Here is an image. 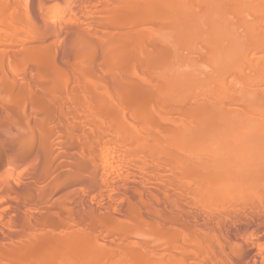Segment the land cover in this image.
<instances>
[{"label": "bare ground", "instance_id": "6f19581e", "mask_svg": "<svg viewBox=\"0 0 264 264\" xmlns=\"http://www.w3.org/2000/svg\"><path fill=\"white\" fill-rule=\"evenodd\" d=\"M99 6L106 11L98 14ZM64 28L77 37L72 38L71 53L63 56L66 61L58 62L52 47ZM102 36L114 40L106 38V45ZM98 45L103 46L100 59ZM111 69L116 70L112 75ZM24 70L57 101L75 105L73 125L57 140L61 146L84 130L94 135L95 141L87 135L90 156L82 172L74 170L73 181H87L92 192L100 172L126 177L145 172L147 182L169 186L162 189L170 190L162 191L164 197H176L170 206H148L147 216L145 211L138 215L139 206L127 202L119 217H102L103 230L91 229L94 236L71 224L61 229L56 223L52 229L46 223L37 230V224L26 221L30 238L12 248L0 244V264H264V0H0L1 85L10 73L19 76ZM59 109L66 114V107ZM28 131L0 137V219L2 205L14 191V183L8 187L13 179L2 180V174L16 172L31 155L36 137ZM44 138L33 161L43 164L45 178L63 152L54 154L56 147L53 152ZM63 159L57 166L67 162ZM40 175L35 176L43 185L48 182L38 191L43 196L60 178L52 175L45 182ZM133 178L128 179L141 186V178ZM130 188L149 202L142 189ZM155 194L151 196L158 199ZM182 200L196 204L209 222L187 219L193 213L187 208L190 215L185 216ZM236 210L246 227L225 237L210 217L223 218ZM218 249L223 258H218Z\"/></svg>", "mask_w": 264, "mask_h": 264}, {"label": "rangeland", "instance_id": "374dc122", "mask_svg": "<svg viewBox=\"0 0 264 264\" xmlns=\"http://www.w3.org/2000/svg\"><path fill=\"white\" fill-rule=\"evenodd\" d=\"M101 7L99 6L98 8H97V10H96V12L99 14V12L100 13H102V11L103 12H105L106 10L105 9H101V10H99ZM108 9V8H107ZM124 9V8H123ZM95 21V20H94ZM96 22V21H95ZM95 22H94V24H95ZM49 29H51L52 30V28H49ZM65 29V28H64ZM62 30L63 32H61V38H60V40L55 44L56 45V47H55V45L52 47V45H51V47L53 48V50L55 49V50H57V52L56 51H53V52H55L56 53V55H57V57H58V62L59 61H66L64 58H63V56L64 57H66V55H68L69 53H71V46H72V43H71V41H72V38L73 37H75L76 35H73L72 33L71 34H68V29H65V30ZM84 29H87V28H83L82 30H84ZM74 31V30H73ZM100 34L99 32H96V34ZM68 34V35H67ZM94 34V33H93ZM72 35V36H71ZM63 36H64V38H63ZM71 36V37H70ZM101 36V35H100ZM77 37V36H76ZM103 37V39H108V37H104V36H102ZM71 39V40H70ZM74 39V38H73ZM107 39H106V42H107ZM109 39H110V41H112V39H113V37L111 38V37H109ZM108 39V40H109ZM95 40H97L96 38H94V41L93 42H96ZM102 40V39H101ZM114 40V39H113ZM74 41V40H73ZM97 41H99V39L97 40ZM110 41H108V42H110ZM105 42V41H104ZM103 42V44L102 45H104L105 43ZM108 42L106 43V45L108 44ZM90 46H92L93 44L91 43V44H89ZM69 46V47H68ZM105 46V45H104ZM6 48H13V47H16V45H8V46H5ZM4 47V48H5ZM103 47V46H102ZM102 47H99V45H98V49H97V51H98V53H97V59H100V56H101V48ZM52 48H51V50H52ZM88 49H90V47L88 48ZM52 52V53H53ZM61 59V60H60ZM111 72V75L113 74V73H115V71H114V69H111L110 70ZM113 71V72H112ZM26 72V73H25ZM20 75L18 76H15L14 74H9V80L8 81H6V83L5 84H3V86L1 85V80H0V122L2 123V124H4V123H6V124H4V125H2L1 123H0V137H6V136H10V137H12V136H15L16 134H18L19 132L18 131H21V132H24V133H26L27 131H28V129H29V131H28V133L27 134H29V136H31V137H33V138H35V144H34V146H33V149H32V153H31V155L29 156V158H27L21 165H20V167H19V171L21 172H18V170L16 169L15 171L16 172H14V171H10V172H7L8 170H5L6 172H7V174L8 173H11V175L9 174V175H7L6 174V172H5V174L6 175H4V172H3V177H2V180H5L6 181V179H7V181H10V182H12V183H9L8 182V187L10 186V185H12L13 183V186H10V189L12 188V187H14V188H12L14 191H12V192H10V195H8V198L10 199V200H8L6 203H4L3 205H2V211H3V218L2 219H0L1 221H0V244L3 246H6V248H12L13 246L15 247L16 245H18L19 244V242L20 241H23V240H26L25 239V237L26 238H30V236H28L29 234H26V233H28L27 232V229L29 230L30 229V227L28 228V226H26L25 225V222L26 221H31L32 223H33V225L34 224H37V227H36V229L37 230H39V229H41L43 226H45L46 225V223H47V225L50 227V228H52V229H55V225H57L58 227L60 226L59 225V223L61 224V229H65L66 227H67V224H71V225H73V228L75 227V228H78V229H80L81 228V230L83 231V232H85L86 231V234H89V232H90V234H89V236H94L95 234L94 233H92L91 234V229H95V228H98V230L100 229V230H103V227H102V229H101V220L104 218V219H106V217L108 218L109 216H111V215H113V216H115V214L118 216H120L121 214V212H123V210H125V209H127V205H128V203H132L133 202V204L135 205V206H139V207H137L138 208V210L139 211H141L140 213L141 214H138V215H143L144 216V214H143V212L145 213V215L146 214H148V206H150V208H151V205H158V206H160V207H164L165 206V204H167L166 206H170V205H172V199H174L173 197H176V195L174 194V193H172L173 195H175V196H172V195H169V197H168V199L166 198V197H164V193H162V191L163 192H167V193H169V191L170 190H167V189H170L169 188V186H167V187H165V188H167L165 191L164 190H162V189H165V188H163V186L162 187H160L161 185H159V184H157L156 185V183L157 182H151L150 181V179H149V181L150 182H147L146 180H144V179H146L147 178V175L145 176V174H147V173H145V172H139V174H138V172H136L135 173V175L134 176H130V177H126V176H128L127 174H123V176L121 175L120 176V174H117V176H116V173H114V174H110V176H109V174H102V175H100L101 174V172H100V174H99V176H98V178L100 179L99 180V182H98V184L95 186V188H94V190L91 192L90 190V192L88 191V182L87 181H77V182H75V181H73V178H72V175H74V173L73 172H75V171H78V172H82L83 170H82V167H84V164L86 165V161H87V158H89L88 157V155L90 156V154H88V153H90L89 152V148H88V145H87V141H86V139H87V135L89 134V133H85V131L86 130H84V132H83V134H82V136H77V137H75V138H77V140H72L71 142L70 141H66L65 143H66V145L67 146H65L64 147V145H62L61 146V143H58V139L60 140V139H62V137L60 138V134L62 133L61 131H63L65 128H71V125H73V123H72V120H71V116H73L74 115V107H75V105L73 104V102H69V103H66V102H68L67 101V99H58V101L55 99V97L54 96H52L53 94H52V92H51V95H50V91H45L46 89H43V87H40L41 86V84L38 82L37 83V81H36V79L35 78H33V77H31V73L29 72V71H27V70H24V71H21L20 73H19ZM28 77V78H27ZM30 83V85H29V83ZM27 84V85H26ZM34 84V85H33ZM38 85H40V86H38ZM70 85H71V87H69V89L70 88H72V84L70 83ZM15 86V87H14ZM18 88V89H17ZM42 88V89H41ZM21 89V90H20ZM37 89V90H36ZM23 90V91H22ZM26 90V91H25ZM17 92V94H16V92ZM25 93H26V95H25ZM18 96H16V95ZM28 94V95H27ZM39 95H41V97H39ZM49 95L50 96H52V98L51 97H49ZM44 96V97H43ZM32 97V98H31ZM36 97V98H35ZM30 98V99H29ZM38 98H41V99H38ZM37 99V100H36ZM43 99V101H38V100H42ZM19 100V101H18ZM31 101V103H30V101ZM47 100H50V102L49 101H47ZM52 100H56L55 102L54 101H52ZM65 100V101H64ZM29 101V102H28ZM32 101H34V102H32ZM44 101H45V103H44ZM49 104H48V103ZM58 102V103H57ZM62 102H63V104H62ZM53 103H55V104H53ZM35 104L37 105V107H38V105H39V107H38V109H40V110H38L37 109V107L35 106ZM45 104H47L46 106H45ZM53 104V105H52ZM18 105H19V107H18ZM54 105H56V106H54ZM61 105V106H60ZM64 106V108L66 107V109H67V111H66V114L65 115H62L61 113H60V107H63ZM21 107V108H20ZM35 107H36V109H35ZM53 107V108H52ZM68 107V108H67ZM71 107H73V108H71ZM50 108H52V109H50ZM71 108V110H69ZM20 109H22V111L20 110ZM33 109H35V110H33ZM59 109V110H58ZM20 111V112H19ZM38 111V112H37ZM71 111V112H70ZM19 112V113H18ZM54 112V113H53ZM31 113V114H30ZM40 113V114H39ZM72 113H73V115H72ZM34 114V115H33ZM35 114H37V115H35ZM69 117H68V116ZM62 116L63 117H65V119H63L62 118ZM67 116V117H66ZM45 117V118H44ZM47 117V118H46ZM51 119H50V118ZM61 118V119H60ZM66 118H68V119H66ZM32 119V120H31ZM40 119V121H41V119H42V121L40 122V121H38ZM62 119H63V122H62ZM16 120V121H15ZM3 121V122H2ZM18 121H20L22 124H20V122L18 123ZM28 121V122H27ZM44 121H47V122H45L44 123ZM71 121V122H70ZM33 122H34V125H33ZM56 122H57V124H56ZM8 123H9V125H8ZM28 123V124H27ZM66 123V124H65ZM10 124H11V126H10ZM23 124H24V127H23ZM25 124H27V125H25ZM31 127H30V126ZM63 125V126H62ZM1 126H3V127H1ZM28 127V128H25V127ZM59 126H61V127H59ZM5 127V128H4ZM59 127V128H58ZM33 128H34V130H33ZM73 128V127H72ZM6 129V130H5ZM77 129V130H76ZM73 128V130H74V132L75 133H78L77 131H78V128ZM25 130V131H24ZM57 130V131H56ZM36 133H35V132ZM46 131V132H45ZM55 131V132H54ZM41 132H44L46 135H43V134H40ZM85 134V135H84ZM42 135H43V137H45L44 139H46V136H47V138H49L48 140H49V144H52L51 145V147L50 148H52L53 149V152H54V147H56L58 150H56V148H55V152H54V154H56V153H58V154H60L59 152H63V153H65V154H63L62 153V155H60L61 156V158L60 159H63V160H61V162L62 161H64L65 159H66V161L67 162H63L64 164V166L62 165L61 167L63 168V170L62 171H60L59 172V170H61V167L60 166H57V165H59L58 164V161L60 160L59 158H58V160L57 161H55V162H53V167H51V171L53 172V173H56L55 175H53L52 174V172L51 173H49V174H47L48 176L47 177H45L44 178V172H42V168L44 169V166H43V164L42 163H37V162H34L33 160H34V156H35V154L38 152V150H39V147H40V145H41V143H40V140H42L43 139V137H42ZM48 135H49V137H48ZM90 135V137H92L93 136V138H91V140L92 139H94V135L91 133V134H89ZM35 136V137H34ZM41 136V137H40ZM52 136V137H51ZM58 136V137H57ZM83 136H86V137H83ZM40 138H42V139H40ZM79 139H80V141H79ZM64 141L66 140V139H63ZM74 141H75V143H74ZM94 141H95V139H94ZM58 144H57V143ZM80 142V143H79ZM39 143V144H38ZM83 143H84V145H83ZM69 144V145H68ZM86 144V145H85ZM58 145V146H57ZM76 145H78V146H76ZM83 145V146H82ZM73 146V147H72ZM82 148H81V147ZM59 147V148H58ZM60 147H62V148H60ZM86 147V148H85ZM36 150H35V149ZM88 148V149H87ZM65 149V150H64ZM73 149V150H72ZM59 150H61V151H59ZM80 150V151H79ZM88 150V151H87ZM57 151V152H56ZM70 151V152H69ZM85 151V152H84ZM68 152L69 153H71V154H68ZM74 152V153H73ZM87 152V156L85 155V153ZM78 153V154H77ZM83 154V155H82ZM64 155V156H63ZM72 155V156H71ZM66 157V158H65ZM87 157V158H86ZM32 158V159H31ZM69 160H68V159ZM76 158V159H75ZM71 160V161H70ZM74 160V161H73ZM85 160V161H84ZM31 161V162H30ZM33 161V162H32ZM30 162V163H29ZM27 163H29V164H27ZM60 163V162H59ZM68 163V164H67ZM83 163V164H82ZM57 167H56V166ZM79 165V166H78ZM4 167H6V166H4ZM59 168V170L57 171V169ZM66 168V169H65ZM67 168H69V170L67 169ZM68 172H67V171ZM75 170V171H74ZM26 171H27V173H26ZM14 172V173H13ZM18 172V173H17ZM25 172V173H24ZM62 172H63V174H62ZM66 172V173H65ZM13 173V174H12ZM41 173H43V176H42V174ZM144 173V174H143ZM18 174H21V176L20 175H18ZM23 174V175H22ZM26 174V175H25ZM40 175V177H43L44 178V180H45V182H46V180H49V178L50 179H52L51 178V176L53 175V176H55V178L57 177V178H62L61 180L60 179H58V181L57 182H60L59 184L56 182V183H53L52 185L54 186V187H57V190L56 189H54V192H52L53 190H52V188H54L52 185H48V191H46V193H45V195L43 194V196H44V198H42V199H40V197H43V196H40V195H42V193L43 192H38L39 190H40V186H42L41 187V189L43 188V186L44 187H46L47 186V184H48V182H46L47 184H42L43 182V180H41L39 177H37V176H35V175ZM50 174H52V175H50ZM61 174V175H60ZM12 175H15V176H12ZM143 175V176H142ZM6 177V179H5V177ZM10 176H12V177H16V176H19V177H16L15 178V180H14V178H12V177H10V179H9V177ZM32 176H34V177H32ZM112 176H113V178H112ZM8 177V178H7ZM26 177V178H25ZM35 177H36V179H38V182L39 181H41V182H37V183H35L36 181H34L35 180ZM124 177V178H123ZM135 178V179H142L143 177V182H141L142 180L140 179L139 181V183L141 184V186L140 185H138V183L137 182H132V181H130V179H128V178ZM137 177H139V178H137ZM4 178V179H3ZM54 178V177H53ZM133 178V179H134ZM13 179V180H12ZM33 179V180H32ZM126 179V180H125ZM12 180V181H11ZM65 180V181H64ZM129 180V181H128ZM62 181V182H61ZM114 181V182H113ZM44 182V183H45ZM129 182V183H128ZM130 182H132V183H130ZM32 183V184H31ZM137 183V184H136ZM10 184V185H9ZM34 184H36V185H34ZM39 185V187H37L38 185ZM63 184V185H62ZM120 184V185H119ZM130 184V185H129ZM61 185V186H60ZM117 185V186H116ZM118 185H119V187H118ZM36 186V187H35ZM49 186H51V188H49ZM104 186V187H103ZM116 186V187H115ZM121 186V187H120ZM124 186V187H123ZM130 186H136L137 188L139 187L140 189H142V192H143V194L144 195H146L150 200H149V202L147 201V199H146V202H148L149 204H146L145 205V203L146 202H144V201H142V199H141V197H140V194L139 193H137V192H135L134 193V190H132L133 188H130ZM158 187V190H156L157 189V187ZM60 187V188H59ZM80 187V188H79ZM99 187H100V189H99ZM103 187V188H102ZM129 187V188H128ZM147 187V188H146ZM29 188H31L30 190H29ZM38 188V189H37ZM87 188V189H86ZM118 188V189H117ZM126 188V189H125ZM144 188V189H143ZM154 188V189H153ZM11 189V190H12ZM36 191V189H37V191L36 192H38L39 193V195H37V193L36 192H33L34 190ZM71 189V190H70ZM84 189V190H83ZM85 189L87 190V191H85ZM98 189V190H97ZM29 190V193L31 192V194H32V196L30 195H27V191ZM43 191L45 190V189H42ZM69 190H70V192H69ZM83 190V191H82ZM159 190H161V191H159ZM112 191V192H111ZM157 191H159L160 193H161V197H159L160 196V193L159 192H157ZM9 192H7V194H9ZM13 192H15V194L13 193ZM34 193V195H36V196H34L33 195V193ZM98 194H96V193ZM145 192V193H144ZM152 192L155 194V192H157L155 195L158 197V199H160V200H158V199H156V197H152L151 195H152ZM25 193V194H24ZM36 193V194H35ZM62 193V194H61ZM71 195H70V194ZM90 193V194H89ZM101 193V194H100ZM104 193V194H103ZM105 193H107L108 195H110V196H108V195H106ZM11 194L13 195V196H11ZM22 194V195H21ZM61 194V195H60ZM63 194H64V199H63ZM66 194V195H65ZM73 194V195H72ZM157 194H159V195H157ZM25 195H27V196H29L30 198V202L27 200V199H25V198H27ZM102 195V196H101ZM105 195V196H104ZM118 195H119V197H118ZM38 196H40L39 198H38ZM69 196V197H68ZM113 196V197H112ZM11 197H15V198H11ZM35 197V199H33V198ZM108 197V198H107ZM118 197V198H117ZM22 198V199H21ZM23 198H24V200H23ZM68 198H70L71 199V201H70V199L69 200H66V199H68ZM83 198V199H82ZM101 198H103V199H101ZM110 198H111V200H110ZM116 198V199H115ZM151 198H153V199H151ZM171 198V199H170ZM17 199H19V203H17L16 201H14V200H17ZM21 199V200H20ZM39 199V200H38ZM47 199V200H46ZM115 199V200H114ZM139 199H141V201L139 200ZM170 199V200H169ZM12 200V201H11ZM23 200V201H22ZM36 200V201H35ZM42 200H45L43 203H45V204H43V203H41V201ZM52 200V202L50 203V201ZM56 200V201H55ZM67 202H66V201ZM80 200H81V203H80ZM109 200V201H108ZM119 200V201H118ZM124 200H126V201H124ZM128 200H131V201H128ZM151 200H153V201H151ZM25 201H27V202H25ZM77 203H76V202ZM79 201V202H78ZM98 201V202H97ZM107 201V202H106ZM159 201V202H158ZM182 201H185V200H182ZM13 202L15 203V204H19V205H21L20 207L22 208V210H21V208L19 207V205L18 206H16L15 204H13ZM23 202H25L26 203V206H25V203H23ZM31 203L32 204V202L34 203V202H36V203H34V204H32V205H29V203ZM57 202V203H56ZM65 204H64V203ZM128 202V203H127ZM151 202H153L152 204H151ZM171 202V203H170ZM28 203V204H27ZM76 203V205H73V204H75ZM84 203V204H83ZM91 203V204H90ZM108 203V204H107ZM181 203H183L182 205H184L183 207H184V210L186 209L187 210V208H189V210H193L192 212L190 211V213L192 214L191 216H188V217H190V218H187V219H191V220H193V217H194V219H195V217H196V219L195 220H197L198 222L200 221V222H203V221H205V219L207 220V222H209V217L206 215V214H204V213H202V210L196 205V204H194V203H189L188 201L186 202L185 201V204H187L188 206H186L185 204H184V202H181ZM189 203V204H188ZM39 204V205H38ZM47 204V205H46ZM56 204V205H55ZM67 204V206H65ZM71 206H70V205ZM83 204V205H82ZM180 204V203H179ZM191 204V205H190ZM14 205V206H13ZM36 205V206H35ZM44 205H45V207H44ZM51 205V206H50ZM64 205V206H63ZM110 205V206H109ZM8 206V207H7ZM22 206H24V207H22ZM33 206V207H32ZM47 206V207H46ZM61 206V207H60ZM72 206H73V208H72ZM85 206V207H84ZM101 206V207H100ZM106 206V207H105ZM119 206V207H118ZM157 206V207H158ZM14 207V208H13ZM17 207H18V209H17ZM35 207H37V208H35ZM69 208V209H66V208ZM76 207H78L77 209H75ZM118 207V208H117ZM7 208H9V209H7ZM31 208V209H30ZM51 208V209H50ZM72 208V209H71ZM101 208V209H100ZM108 208V209H107ZM109 208H110V210H109ZM191 208V209H190ZM13 209V210H12ZM15 209V210H14ZM17 209V210H16ZM75 209V210H74ZM103 209V210H102ZM114 209H117L116 211L114 210ZM30 210V211H29ZM32 210V211H31ZM70 210V211H69ZM74 210V211H73ZM99 210H100V212H99ZM147 210V211H146ZM201 210V211H200ZM48 211V212H47ZM72 211L74 212V214L72 213ZM78 211V212H77ZM112 211V212H111ZM59 212V213H58ZM99 212V213H98ZM109 212V213H108ZM117 212V213H116ZM187 212H189L188 210L187 211H185V216H187V215H190L189 213H187ZM200 214H199V213ZM26 213V214H25ZM51 213H52V215H51ZM78 213V214H77ZM86 213V214H85ZM88 213V214H87ZM101 213V214H100ZM103 213V214H102ZM108 215H107V214ZM112 213V214H111ZM119 213V214H118ZM139 213V212H138ZM235 213V214H234ZM237 213V214H236ZM242 214V212H237V210H236V212L234 211L233 212V215L231 214V215H227V216H222L223 218H221L220 216H211L210 217V220L211 221H213V223L214 224H216V223H219L220 225H221V229H223L222 230V233H224L223 235H225V234H228V236L230 235V233L232 232V231H234V230H237V229H244L245 227H246V225L244 224V223H242L240 220H242V218H238L239 217V215L238 214ZM15 214V215H14ZM31 214V215H30ZM47 214V215H46ZM90 214V215H89ZM99 214V215H98ZM240 214V215H241ZM29 215V216H28ZM45 215V216H44ZM88 215V216H87ZM95 215V216H94ZM236 215H238V216H236ZM9 216V217H8ZM14 216V217H13ZM20 216H21V218H20ZM23 216V217H22ZM25 216V217H24ZM26 216H28V220H27V218H26ZM93 216H94V218H93ZM106 216V217H105ZM118 216V217H119ZM147 216V215H146ZM145 216V217H146ZM16 217V218H15ZM60 217H61V219H60ZM93 218V221H92V218ZM103 217V218H102ZM216 217V218H215ZM221 219H220V218ZM226 217H227V219H226ZM236 217V218H235ZM241 217V216H240ZM15 218V219H14ZM46 218H47V220H46ZM198 218V219H197ZM4 219V220H3ZM7 219V220H6ZM8 219H10V220H8ZM14 219V220H13ZM85 219V220H84ZM86 219H87V221H86ZM204 219V220H203ZM229 219V220H228ZM3 220V221H2ZM23 220H25V221H23ZM89 220V221H88ZM174 220V219H173ZM170 221V223H172V222H174V221ZM216 220V221H215ZM226 220H227V222H226ZM231 220V221H230ZM37 221V222H36ZM67 221V222H66ZM96 223H95V222ZM7 222H8V224H7ZM22 222V223H21ZM74 222V223H73ZM76 222V223H75ZM80 222V223H79ZM100 222V223H99ZM21 223V224H20ZM57 223V224H56ZM232 223V224H231ZM4 224V225H3ZM223 224V225H222ZM2 225V226H1ZM21 225V226H20ZM65 225H66V227H65ZM87 225V226H86ZM98 225V226H97ZM245 225V226H244ZM62 226H64V227H62ZM78 226V227H77ZM241 226V227H240ZM244 226V227H243ZM23 227V228H22ZM10 228V229H9ZM6 229V230H5ZM23 229V230H22ZM3 231V233H2V231ZM22 230V231H21ZM90 230V231H89ZM5 231V232H4ZM102 233V232H101ZM221 232L219 233V235L220 234H222ZM99 235V234H98ZM100 236V238H102V236L101 235H99ZM222 236V235H221ZM21 237H23V239H19V238H21ZM225 237H227V235H225ZM2 239V240H1ZM11 241H14L13 243H11ZM4 242V243H3ZM6 243V244H5ZM15 243H16V245H15ZM11 244V245H10ZM5 248V249H6ZM220 249H218V250H216L217 252H218V254H217V256H218V258L220 257V258H223V255L222 256H220L222 253L219 251ZM216 255V254H215ZM217 256L215 257V260L216 259H218L217 258ZM224 256H226V255H224Z\"/></svg>", "mask_w": 264, "mask_h": 264}]
</instances>
